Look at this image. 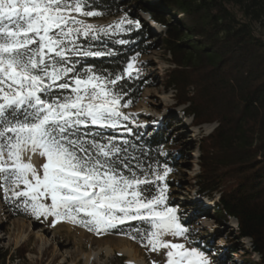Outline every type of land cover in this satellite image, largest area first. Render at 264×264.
<instances>
[{"label": "snow or ice", "instance_id": "snow-or-ice-1", "mask_svg": "<svg viewBox=\"0 0 264 264\" xmlns=\"http://www.w3.org/2000/svg\"><path fill=\"white\" fill-rule=\"evenodd\" d=\"M98 7L97 0H0L3 199L37 220L52 217L53 227L115 230L151 252L166 250V264H212L187 246L190 229L168 203L173 169L137 143L143 133L123 111L133 103L125 99L129 81L141 73L136 57L112 68L86 63L116 57L108 41L127 45L116 37L142 27L127 14L107 26L80 18L107 14L89 10ZM33 155L44 160L40 168ZM201 214L197 207L192 216Z\"/></svg>", "mask_w": 264, "mask_h": 264}, {"label": "trees", "instance_id": "trees-1", "mask_svg": "<svg viewBox=\"0 0 264 264\" xmlns=\"http://www.w3.org/2000/svg\"><path fill=\"white\" fill-rule=\"evenodd\" d=\"M133 1L138 13L147 14L165 29L161 46L173 68L164 84L175 91L177 104L186 106L184 114L195 125H217L197 142L201 152L199 194H219L213 218L219 222L234 219L238 237L250 239L252 250L260 256L257 262L245 259V264H264V39L253 27L264 19V0ZM97 3L98 8L89 10L107 14L80 18L108 20L124 14L125 0ZM146 27L147 33L142 29L116 37L128 39L127 45L109 40L116 57L86 63L112 68L145 55L143 39L152 35V28ZM141 86L137 79L129 81L126 97L133 101L131 107L138 101ZM155 142L151 138L143 144L153 160H157ZM137 143L142 144L141 140ZM6 258L0 248V264Z\"/></svg>", "mask_w": 264, "mask_h": 264}, {"label": "rangeland", "instance_id": "rangeland-1", "mask_svg": "<svg viewBox=\"0 0 264 264\" xmlns=\"http://www.w3.org/2000/svg\"><path fill=\"white\" fill-rule=\"evenodd\" d=\"M125 3L124 14L119 17L84 20L107 26L127 14L133 20L140 17L143 21L141 29L133 33L142 29L147 33L146 25L152 28V35L143 39L146 54L136 58L141 69L137 80L142 85L138 101L123 111L134 121L130 123L134 131L143 133L139 139L141 143L155 139L157 160L161 158L173 169L167 178L168 203L178 209L182 222L190 229L188 238L193 243L187 246L205 251L212 264H245L244 260L248 258L259 261L260 256L252 250L251 240L238 237L234 219L219 222L213 218L219 194L214 193L211 197L199 194L197 176L200 175L201 152L197 142L210 135L216 123L195 125L193 118L184 114L186 106L178 105L175 91L164 84L168 70L173 68L168 63V53L161 46L165 29L155 25L147 14L138 13L133 0H125ZM233 9L238 16L241 15L238 9ZM253 27L256 34L264 39V19L254 23ZM134 94L137 95L136 91ZM136 125L144 127L136 129ZM31 162L40 168L44 160L33 155ZM197 207L202 214L193 218ZM52 219H35L14 203H6L0 191V248L7 253L5 264H137L120 253L123 248L133 252L140 264H166V250L151 252L138 240L115 230L98 235L68 221L53 227ZM175 242L185 241L179 239Z\"/></svg>", "mask_w": 264, "mask_h": 264}, {"label": "bare ground", "instance_id": "bare-ground-1", "mask_svg": "<svg viewBox=\"0 0 264 264\" xmlns=\"http://www.w3.org/2000/svg\"><path fill=\"white\" fill-rule=\"evenodd\" d=\"M155 31H156V30H155ZM107 253H108V252H107ZM120 253H121L122 255H125L126 257H128L129 260H131L132 262H136L137 264H140V263H138V261H137V259H136V255H134L133 252L128 251L126 248L121 249Z\"/></svg>", "mask_w": 264, "mask_h": 264}]
</instances>
